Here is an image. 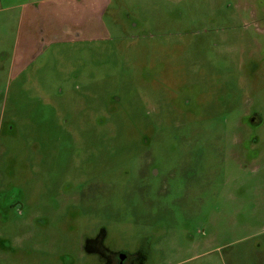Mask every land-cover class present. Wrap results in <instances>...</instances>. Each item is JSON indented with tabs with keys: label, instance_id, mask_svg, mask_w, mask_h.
Instances as JSON below:
<instances>
[{
	"label": "rangeland",
	"instance_id": "1",
	"mask_svg": "<svg viewBox=\"0 0 264 264\" xmlns=\"http://www.w3.org/2000/svg\"><path fill=\"white\" fill-rule=\"evenodd\" d=\"M256 4L109 0L98 19L77 8L82 30L0 12V120L13 126L0 131V264H98L81 243L101 225L110 249L143 246L144 264H264V126L238 167L217 123L253 69L264 101L250 53L262 35L241 26Z\"/></svg>",
	"mask_w": 264,
	"mask_h": 264
},
{
	"label": "flooded vegetation",
	"instance_id": "2",
	"mask_svg": "<svg viewBox=\"0 0 264 264\" xmlns=\"http://www.w3.org/2000/svg\"><path fill=\"white\" fill-rule=\"evenodd\" d=\"M251 1V0H250ZM259 2V0H258ZM106 6L102 9V13H104L106 10ZM247 7V6H245ZM250 11V19L248 21H242L241 26L242 28L248 29L253 28L255 30V33L260 34L262 36L256 37L255 39V48L254 50L250 51L251 56L254 58L258 57L260 61L264 60V4L257 7V4L250 8L247 7ZM104 11V12H103ZM208 15L211 16L210 10H208ZM65 28H68L67 26ZM232 45V44H231ZM229 45L227 49V53H233L237 54V56H240L239 54L242 53V50L231 47ZM234 60V59H233ZM255 60V59H253ZM232 61V60H231ZM236 61V60H235ZM222 63H218L217 66L220 67V70L222 68L230 69V64H227V59L224 58L221 59ZM237 62V61H236ZM225 63V64H224ZM256 65H253L252 68H255ZM257 69L252 70V77L253 78H244L242 75V78L240 79V82L237 85V89L239 92H241V95H237L234 97L235 100V106L231 109H227L231 111V113L235 114L234 118H214V121L216 120L217 123L223 124L222 127V138H225V144L228 142L227 139H231V146H228L226 148L229 153L224 155L225 161H227L229 164L232 163V165H237L238 167L241 165H244V162L246 164H249L250 162H247L242 155L246 151L247 148L242 147V145L249 141L250 145H253L257 142V133H255V136H250L249 131L252 129H258L260 127L264 126V101H261L258 94H256V89L258 90V81L254 79V72ZM240 76V75H239ZM226 83V81L224 82ZM182 85V82L178 79L172 80L171 78L166 79V87L170 88L173 87L175 89L176 86ZM162 86H158L157 88L161 89ZM230 86L226 90H230ZM163 90V89H162ZM181 95L183 97V103L185 105H188L190 102L191 97L188 96L187 91L182 90ZM163 97V94L161 95ZM171 99V98H170ZM113 102L118 103L119 99L117 97H114ZM142 101L144 103H148L152 105V109L155 111L156 115L158 114V117H162L163 113V106L161 105L163 102L161 100L153 101V99L150 96H145L142 98ZM222 104V102H221ZM227 106V105H226ZM224 108L221 107L220 111H223ZM173 115V112H172ZM171 115V116H172ZM235 119V120H234ZM183 121L176 122V125L178 127H181L183 124ZM12 122L8 123L4 120H0V131L2 129L5 130H11L12 129ZM147 139L144 138V141ZM239 146V149H236L235 145ZM234 147V148H233ZM256 153H258V149H255ZM227 162L225 163V167L227 166ZM234 165V166H235ZM248 173L252 175H256V171L253 169L252 171H248ZM253 179V178H252ZM83 183H80V187L82 190ZM86 185V184H84ZM82 191L78 196H70L66 199V204L69 206H72V204L79 206L80 203H76L75 200L77 197L81 195ZM10 199L13 198L14 194L10 193ZM6 198H8L6 196ZM80 210V208H77ZM81 212V210H80ZM108 229L105 225H101L99 227H96L94 232L92 234H87L82 237V243H81V251L84 254H87L93 258L96 259V263L98 264H144L145 261L148 259V252L144 249L143 246L140 244L132 250H125V249H110L108 245L106 244L105 240L108 237Z\"/></svg>",
	"mask_w": 264,
	"mask_h": 264
},
{
	"label": "crops",
	"instance_id": "3",
	"mask_svg": "<svg viewBox=\"0 0 264 264\" xmlns=\"http://www.w3.org/2000/svg\"><path fill=\"white\" fill-rule=\"evenodd\" d=\"M68 1L70 3H67ZM108 2L109 0H0V12L7 11L12 13L17 8H21L17 16L19 24L26 23L34 10L38 11L42 16L46 15L47 12V14L50 13L55 17L56 20L63 19L64 23H66L64 24L65 26L82 30L84 25L81 22L84 18L79 19L80 24L76 22L75 13L77 8L85 11L87 20L98 19L99 10L103 9ZM71 20H73V23H70Z\"/></svg>",
	"mask_w": 264,
	"mask_h": 264
}]
</instances>
